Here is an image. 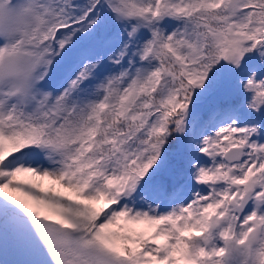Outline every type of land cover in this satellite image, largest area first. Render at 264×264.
I'll return each mask as SVG.
<instances>
[{
	"label": "snow or ice",
	"instance_id": "snow-or-ice-1",
	"mask_svg": "<svg viewBox=\"0 0 264 264\" xmlns=\"http://www.w3.org/2000/svg\"><path fill=\"white\" fill-rule=\"evenodd\" d=\"M0 264H264V0H0Z\"/></svg>",
	"mask_w": 264,
	"mask_h": 264
},
{
	"label": "rangeland",
	"instance_id": "rangeland-1",
	"mask_svg": "<svg viewBox=\"0 0 264 264\" xmlns=\"http://www.w3.org/2000/svg\"><path fill=\"white\" fill-rule=\"evenodd\" d=\"M43 183L45 184V186H47L49 182H48V181H45V182H43Z\"/></svg>",
	"mask_w": 264,
	"mask_h": 264
}]
</instances>
